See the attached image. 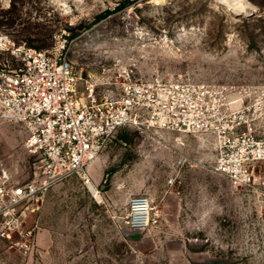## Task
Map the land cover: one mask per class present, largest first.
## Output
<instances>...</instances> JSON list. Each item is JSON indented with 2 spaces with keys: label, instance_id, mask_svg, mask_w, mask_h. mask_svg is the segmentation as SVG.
<instances>
[{
  "label": "rangeland",
  "instance_id": "obj_1",
  "mask_svg": "<svg viewBox=\"0 0 264 264\" xmlns=\"http://www.w3.org/2000/svg\"><path fill=\"white\" fill-rule=\"evenodd\" d=\"M249 1L254 11L236 13L219 0H0V30L40 50L64 45L80 98L117 92L132 70L254 101L264 99V0ZM25 136L19 124L0 121V177L33 178ZM215 156L210 135L122 127L87 176L47 191L39 232L69 264H264V190L233 187L212 171ZM144 194L154 198L152 221L129 228L131 198ZM38 260L0 239V264Z\"/></svg>",
  "mask_w": 264,
  "mask_h": 264
},
{
  "label": "built area",
  "instance_id": "obj_2",
  "mask_svg": "<svg viewBox=\"0 0 264 264\" xmlns=\"http://www.w3.org/2000/svg\"><path fill=\"white\" fill-rule=\"evenodd\" d=\"M63 48L40 50L0 30V121L23 128L33 174L24 182L5 172L0 177L1 240L26 256L40 255L47 191L87 176L101 147L126 126L210 135L216 145L212 171L237 189L264 190L263 98L237 99L228 88L192 81L140 79L132 70H125L117 92L80 98L77 72ZM168 184H175L174 176ZM154 209L151 195L133 196L126 226L146 228Z\"/></svg>",
  "mask_w": 264,
  "mask_h": 264
},
{
  "label": "crops",
  "instance_id": "obj_3",
  "mask_svg": "<svg viewBox=\"0 0 264 264\" xmlns=\"http://www.w3.org/2000/svg\"><path fill=\"white\" fill-rule=\"evenodd\" d=\"M47 237H50L45 232H39L37 236V243L39 246V249L41 251L40 258L42 261H36V263L33 262H27L26 264H69L68 261L62 262L57 260V257H54V254L57 253L58 246H55L52 244V238L50 239L51 243H47ZM49 253V259H45L47 254ZM72 264V262H70Z\"/></svg>",
  "mask_w": 264,
  "mask_h": 264
},
{
  "label": "bare ground",
  "instance_id": "obj_4",
  "mask_svg": "<svg viewBox=\"0 0 264 264\" xmlns=\"http://www.w3.org/2000/svg\"><path fill=\"white\" fill-rule=\"evenodd\" d=\"M224 5H229L231 10L236 13H247L255 10V6L249 0H219ZM90 190L99 198L96 187L89 185Z\"/></svg>",
  "mask_w": 264,
  "mask_h": 264
},
{
  "label": "trees",
  "instance_id": "obj_5",
  "mask_svg": "<svg viewBox=\"0 0 264 264\" xmlns=\"http://www.w3.org/2000/svg\"><path fill=\"white\" fill-rule=\"evenodd\" d=\"M126 3H121L118 8H122ZM111 12V10H106L103 14H100L97 16V19H101V18H104L106 17L109 13ZM28 46H31V47H37V46H34L33 44L29 43L28 41L26 42ZM38 48V47H37Z\"/></svg>",
  "mask_w": 264,
  "mask_h": 264
}]
</instances>
